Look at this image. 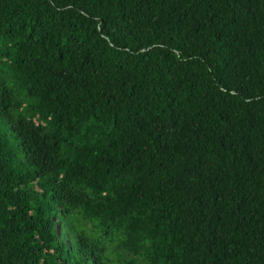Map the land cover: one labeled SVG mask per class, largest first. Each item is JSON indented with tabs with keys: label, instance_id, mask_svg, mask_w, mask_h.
<instances>
[{
	"label": "trees",
	"instance_id": "1",
	"mask_svg": "<svg viewBox=\"0 0 264 264\" xmlns=\"http://www.w3.org/2000/svg\"><path fill=\"white\" fill-rule=\"evenodd\" d=\"M0 264H264V0H0Z\"/></svg>",
	"mask_w": 264,
	"mask_h": 264
}]
</instances>
